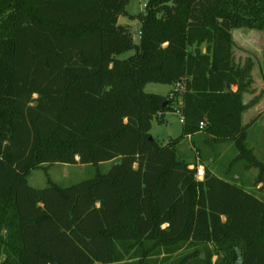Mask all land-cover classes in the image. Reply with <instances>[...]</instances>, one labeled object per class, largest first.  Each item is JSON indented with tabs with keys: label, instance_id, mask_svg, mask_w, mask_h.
I'll use <instances>...</instances> for the list:
<instances>
[{
	"label": "trees",
	"instance_id": "obj_1",
	"mask_svg": "<svg viewBox=\"0 0 264 264\" xmlns=\"http://www.w3.org/2000/svg\"><path fill=\"white\" fill-rule=\"evenodd\" d=\"M129 1L0 0V264H165L179 253L174 264H264V198L234 170L255 169L264 191L243 124L252 68L235 62L232 38L264 31V0H150L135 16ZM121 17L138 22V43ZM151 83L181 92L147 93ZM172 111L182 134L164 144L152 122ZM185 138L198 158L219 159L223 145L237 156L198 180L178 154ZM105 163L66 187L28 181L56 164Z\"/></svg>",
	"mask_w": 264,
	"mask_h": 264
},
{
	"label": "rangeland",
	"instance_id": "obj_2",
	"mask_svg": "<svg viewBox=\"0 0 264 264\" xmlns=\"http://www.w3.org/2000/svg\"><path fill=\"white\" fill-rule=\"evenodd\" d=\"M150 0H130L127 5V10L133 14L138 15L145 11V6ZM134 42L138 43V27L133 29ZM232 38L234 41V59L235 62L241 66H250L252 68L251 75L253 84L251 92L246 93V102L249 107L252 101L262 100L264 104V31H255L249 29H238L232 31ZM134 54V51H128L119 56L120 59H126ZM147 93L158 95H172L173 93L181 92V88L176 85H161L148 84L145 87ZM252 114L246 113L245 121L251 119ZM261 117L258 124H255L257 119ZM255 126L253 127V125ZM249 146L253 149L255 155L264 161V108L259 113V116L251 121L249 129ZM151 136L158 139L162 143H167L171 139L179 138L182 134V124L179 121V116L173 112L165 113L163 121L154 120L152 122ZM203 136L196 138L197 145L200 146ZM197 152L193 148L191 139L185 138L181 141L178 147V154L181 158L186 159L190 163H196L197 169L206 168L211 169L218 175L222 176L228 169V164L236 158L237 153L233 145H223L219 152L220 158L213 159L207 150H202V157L198 158ZM226 154V155H225ZM225 155V156H224ZM222 158V159H221ZM111 167V163L101 164L100 166H83V165H64L56 164L50 167L47 172L43 170H34L31 172L28 181L30 186L43 189L47 187L48 178L60 186H70L72 184L90 179L96 173H106ZM243 166H236L234 168L240 181L244 183L248 191L253 192L258 197L264 198V191H258L252 186L253 179L257 171L251 169L246 171ZM183 253L172 256L165 264H174L177 258ZM163 256L160 257L161 260ZM213 260H216L214 257ZM158 264H161L158 262Z\"/></svg>",
	"mask_w": 264,
	"mask_h": 264
},
{
	"label": "crops",
	"instance_id": "obj_3",
	"mask_svg": "<svg viewBox=\"0 0 264 264\" xmlns=\"http://www.w3.org/2000/svg\"><path fill=\"white\" fill-rule=\"evenodd\" d=\"M126 10H127V8H126ZM127 13L131 16H135V15L131 14L128 10H127ZM234 89L235 88H233V90ZM245 96H246V94H244V96H243V102L245 105H248V103L246 102ZM263 108H264V104H263L262 100L252 101V104L250 105V107H248V109L243 114V124H250L252 120H255L259 116V113L261 111H263ZM246 113L252 114L251 119L248 121H245ZM260 119H261V117H259L257 119V121H255L256 122L255 124H258ZM255 124L253 125V127L255 126ZM188 139L190 140V138H188Z\"/></svg>",
	"mask_w": 264,
	"mask_h": 264
},
{
	"label": "built area",
	"instance_id": "obj_4",
	"mask_svg": "<svg viewBox=\"0 0 264 264\" xmlns=\"http://www.w3.org/2000/svg\"><path fill=\"white\" fill-rule=\"evenodd\" d=\"M139 34H140V33H138V36H139ZM175 113L179 116V121H180V123L182 124V123H183V117H182V115H181V112H180V111H176ZM203 128H204V124L201 123V124H200V129H203ZM196 177H197L198 180H202V179H203V177H204V172H203V169H202V168L197 170Z\"/></svg>",
	"mask_w": 264,
	"mask_h": 264
},
{
	"label": "water",
	"instance_id": "obj_5",
	"mask_svg": "<svg viewBox=\"0 0 264 264\" xmlns=\"http://www.w3.org/2000/svg\"><path fill=\"white\" fill-rule=\"evenodd\" d=\"M118 25L134 28V27H137L138 22L137 21H129L127 18L121 17L119 19Z\"/></svg>",
	"mask_w": 264,
	"mask_h": 264
}]
</instances>
